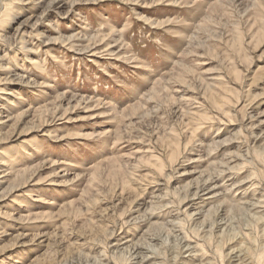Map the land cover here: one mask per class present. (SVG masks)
<instances>
[{"label": "rangeland", "instance_id": "374dc122", "mask_svg": "<svg viewBox=\"0 0 264 264\" xmlns=\"http://www.w3.org/2000/svg\"><path fill=\"white\" fill-rule=\"evenodd\" d=\"M0 264H264V0H0Z\"/></svg>", "mask_w": 264, "mask_h": 264}]
</instances>
